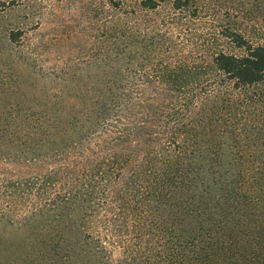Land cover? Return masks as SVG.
I'll return each mask as SVG.
<instances>
[{
	"label": "rangeland",
	"instance_id": "374dc122",
	"mask_svg": "<svg viewBox=\"0 0 264 264\" xmlns=\"http://www.w3.org/2000/svg\"><path fill=\"white\" fill-rule=\"evenodd\" d=\"M174 1L146 9L140 0H0V264H133V253L145 262L161 251L157 237L170 234L177 208L156 203L149 190L135 216L129 210L114 217L112 208L120 210L109 196L100 199L103 210L75 206L62 212L56 133L50 128L48 138L36 128L51 124L43 116L60 108L84 111L86 103L71 104L73 95L88 100L110 78L127 81L155 66L201 64L220 51L243 54L226 36L230 31L264 45V0H182L178 8ZM204 76L196 83L201 95ZM216 90L181 121L195 124L197 134L190 138L204 152L206 146L214 150L228 178L253 173L247 164L264 161V81L235 87L224 79ZM161 117L153 122L162 125ZM229 161L235 166H227ZM237 215L228 214L226 231L234 232L233 239L241 232L244 240L248 233L238 229ZM106 216L116 219L117 244L93 255L96 242L78 234V223ZM250 223L253 239L258 224Z\"/></svg>",
	"mask_w": 264,
	"mask_h": 264
},
{
	"label": "trees",
	"instance_id": "16d2710c",
	"mask_svg": "<svg viewBox=\"0 0 264 264\" xmlns=\"http://www.w3.org/2000/svg\"><path fill=\"white\" fill-rule=\"evenodd\" d=\"M162 1L140 0V6L155 9ZM181 3L175 0L173 5L178 8ZM226 36L244 53L220 51L201 64L155 66L143 78L132 74L127 81L110 78L88 100L86 95H73L70 103L78 108L87 105L84 111L60 108L43 116L51 124L36 128L48 138L50 128L56 133L57 200L62 212L91 206L103 210L100 199L109 196L120 210L112 208L114 217L129 210L135 216L136 205L149 190L156 203L164 201L177 208L179 216L170 223V234L157 237L161 251L146 256L145 262L133 253L128 256L133 264H264V173L256 165L264 166V161H250L247 166L255 172L237 173L230 179L227 170L221 171L223 161L214 150L206 146L204 152L190 138L197 134L195 124L181 121L214 96L219 80L226 79L235 87L264 81V45L249 43L238 32ZM201 74L206 77L205 95L196 92ZM157 116L163 117L162 125L155 124ZM21 131L13 130V137ZM46 180H50L48 175ZM114 189L119 192L113 197ZM230 212L241 213L233 218L240 219L238 229L248 233L244 240L241 232L233 239L234 232L226 231ZM250 221L258 224L253 239ZM90 222L86 218L78 223L83 230L77 232L93 236L96 249L92 254L115 248L116 219L110 221L106 216Z\"/></svg>",
	"mask_w": 264,
	"mask_h": 264
}]
</instances>
